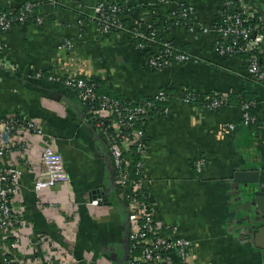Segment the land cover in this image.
I'll return each mask as SVG.
<instances>
[{"label":"crops","instance_id":"1","mask_svg":"<svg viewBox=\"0 0 264 264\" xmlns=\"http://www.w3.org/2000/svg\"><path fill=\"white\" fill-rule=\"evenodd\" d=\"M27 1L0 0V12L14 13ZM36 1L29 20L0 40V62L8 63L0 65V117L21 115L40 123L63 158L69 184L42 193L45 204L62 205V211L39 205L32 188L42 173L36 157L41 147L33 138L14 206L31 235L45 236L54 246L51 256L37 248L18 258L122 264L128 248L127 211L106 143L76 95L48 81L53 73L97 79L110 97L125 101L169 92L168 114L147 121L142 157L144 191L156 217L191 241V264H264V86L249 79L244 58L217 56L212 35L157 25L162 40L193 60L155 71L146 67L145 55L128 33H101L93 18L94 0ZM248 2L264 33V0ZM181 3L193 6L196 20L205 25L219 10L217 0H131L122 19L127 28L134 22L156 23ZM64 39L73 42L70 51L58 49ZM260 64L264 70V52ZM181 89L201 101L219 96L228 104L217 110L204 102L185 104ZM251 100L254 121L245 124L240 105ZM228 125L234 129L228 131ZM199 158L204 165L197 173L193 167ZM94 195L109 204L90 205Z\"/></svg>","mask_w":264,"mask_h":264},{"label":"built area","instance_id":"2","mask_svg":"<svg viewBox=\"0 0 264 264\" xmlns=\"http://www.w3.org/2000/svg\"><path fill=\"white\" fill-rule=\"evenodd\" d=\"M121 0H94V21L103 35L126 32L135 43L138 51L145 55L147 68L161 71L174 65H181L193 60L169 41L160 38L156 23L134 22L126 27L122 17L128 14L129 2ZM217 17L205 25L196 20L193 6L179 4L174 11L164 16L169 31L174 27L184 28L198 35L213 37V52L222 58H237L244 55L246 73L249 79L264 86V70L260 57L264 52V33L260 21L248 0H217ZM36 0L22 4L17 11L0 12V40L14 23L25 24L31 17ZM12 14H14L12 16ZM141 24V25H140ZM73 42L64 39L58 49L71 50ZM3 61V64H2ZM0 65L8 63L1 59ZM48 81H56L72 91L84 106L95 130L104 139L113 167V179L119 188V199L127 211L128 248L125 264H191L192 243L177 233L176 227L165 224L156 217L153 204L144 191L143 161L147 141L146 124L150 116L167 115V103L172 96L165 90L157 91L152 97L142 101H122L108 95L97 94L98 85L89 78L79 76H57L49 73ZM181 101L185 104L206 103L211 110L227 106V99L211 96L200 100L187 90L181 89ZM255 102H242L240 105L245 124L254 121L250 108ZM264 131V121L260 123ZM228 131L234 129L228 125ZM33 138L40 141V150L36 157L41 166V176L34 181L33 194L40 206L61 208L55 203L45 204L43 191H54L57 186L68 185L69 177L65 170L62 156L54 150L51 136L40 123L21 115L0 117V264H46L37 258L29 257L21 261L18 257L25 253H36L43 249L51 256L53 241L45 236H32L25 227L22 213L14 206L22 187V175L29 166L28 157L33 149ZM204 165L202 158L194 162V170L201 172ZM101 199L89 201L97 206ZM48 264H71L63 257L49 260Z\"/></svg>","mask_w":264,"mask_h":264},{"label":"trees","instance_id":"3","mask_svg":"<svg viewBox=\"0 0 264 264\" xmlns=\"http://www.w3.org/2000/svg\"><path fill=\"white\" fill-rule=\"evenodd\" d=\"M16 12V11H15ZM15 12H14V14H15ZM14 14H12V16L14 15ZM29 20V19H28ZM14 25H20L19 23H14ZM157 25H159V26H161L162 28H165V27H167L168 26V21H166V19H164V17H161L160 19H158V22H156V27H157ZM241 57L242 58H245V56L244 55H241ZM97 85H98V90H97V94H99V95H102V94H105V95H108V93H106V92H104V90H102L101 88H99V82L97 81V79H92ZM108 96H110V95H108ZM112 97V96H111ZM119 100H122V99H119ZM122 101H125V100H122ZM247 102H254V101H247ZM255 110H256V107H251L250 108V115H254V113H255ZM117 188V193H118V195L120 194V190H119V188L118 187H116Z\"/></svg>","mask_w":264,"mask_h":264},{"label":"water","instance_id":"4","mask_svg":"<svg viewBox=\"0 0 264 264\" xmlns=\"http://www.w3.org/2000/svg\"><path fill=\"white\" fill-rule=\"evenodd\" d=\"M96 191H94L92 194H94ZM97 198V196L96 195H94L93 197H92V200L93 199H96ZM103 200V202L105 203V204H109V203H107V201L105 200V199H102ZM102 200H101V202H102ZM125 261H126V257H124V261H123V263L122 264H125Z\"/></svg>","mask_w":264,"mask_h":264},{"label":"flooded vegetation","instance_id":"5","mask_svg":"<svg viewBox=\"0 0 264 264\" xmlns=\"http://www.w3.org/2000/svg\"><path fill=\"white\" fill-rule=\"evenodd\" d=\"M125 253H126V254H125V257H127V248H126V251H125Z\"/></svg>","mask_w":264,"mask_h":264}]
</instances>
